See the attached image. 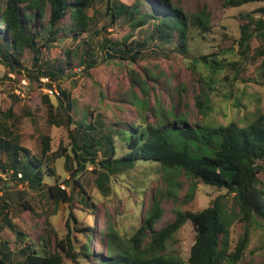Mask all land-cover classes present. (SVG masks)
I'll return each instance as SVG.
<instances>
[{
    "label": "trees",
    "instance_id": "1",
    "mask_svg": "<svg viewBox=\"0 0 264 264\" xmlns=\"http://www.w3.org/2000/svg\"><path fill=\"white\" fill-rule=\"evenodd\" d=\"M223 1L227 7L264 2ZM94 3V0H0V63L20 80L26 76L30 81L48 77V86L52 87L55 83L59 88L55 94L60 93L66 98L60 102L61 114L76 108L78 112L77 119L68 114V126L74 124L75 127L70 129L71 149L65 153L52 151L50 136L42 134V156L39 157L24 148L11 129L6 127V131H2L0 128V153L6 155L5 159L0 156V174L10 173L14 181L33 190L46 189L48 197L56 204H69V216L74 220V200L81 197L82 202L90 205V199L93 198L80 180L81 175L88 171V166H93L92 170L97 173L96 184L104 192H109L112 176L137 165L156 167L164 171L166 178H170L171 171L183 173L191 180L184 203L194 198L201 183L219 191L224 190L225 193L200 210L178 209L176 218L158 230L154 226L160 220L163 208L157 196H154L141 226L128 240L123 239L111 224L103 229L102 241L107 249L104 256L93 253L91 233H85L86 228L76 229L69 218L67 235L59 242V246L67 257L81 264H238L250 247V227L256 222L255 218L261 219L264 224V184L259 178L260 172L264 171V113L257 114L244 126L235 122L226 125H194L186 119V115L171 112L164 114L166 119L157 123L135 118L131 122L115 121L114 128L105 129L100 114L92 120L93 110L89 106L78 109V99L62 89L61 82L73 78L77 66L82 67L81 72L91 76V70L101 60L130 59L135 62L147 51L157 53L161 44H175L187 54L192 27L207 30L209 20L203 11L185 13L172 0H163L161 16L142 11L140 1L127 3L123 0H108L103 13L105 16H102L111 22L124 17L123 22L137 30L152 19L157 21L149 38L130 42L129 37L112 40L107 35L102 36L106 25L101 28L96 26L95 20L100 13L94 9ZM45 17L47 22L44 25L38 29L32 28L36 20ZM254 22L256 33L264 41V20L256 19ZM241 28V45L249 47L252 37L250 25L244 23ZM51 50H54L55 56L45 57L44 53ZM60 52H64V55H60ZM258 53L263 58L264 68V42ZM28 54L32 55L30 67L25 62ZM201 59L212 68L213 63H217V60L209 61L207 55L201 56ZM262 73L264 78V69ZM141 87L148 94L146 87ZM108 94V91L100 88L99 105L103 108L107 107L103 100ZM208 96L203 92L197 100L200 103L204 99L203 102L209 103ZM44 98L48 100L49 95L46 94ZM139 106L147 109V100H140ZM199 108L201 110L203 107L200 105ZM205 108L209 110V105L206 104ZM171 115L173 120H169ZM50 155L54 160L62 157L69 161L73 159V163L67 166L72 168L74 185L79 189L68 192L61 187L57 171L49 162ZM0 180L4 179L0 176ZM64 182L72 183L70 179ZM3 186L0 187V193ZM226 193L232 194L235 208H228L224 200ZM10 205L5 199L0 202V211L5 212L4 223L23 236V232L9 217L7 211ZM28 208L33 209V205L28 204ZM239 219L246 221L248 227L233 249L231 226ZM188 220L194 228V244L188 259L165 254L167 241ZM74 231L85 234L87 240L77 245ZM146 239H150L149 242L145 243ZM5 244L0 240V264H61L64 260L60 252L42 253L36 244L27 243L22 248L25 260L14 262L11 252L4 251L7 249Z\"/></svg>",
    "mask_w": 264,
    "mask_h": 264
},
{
    "label": "rangeland",
    "instance_id": "2",
    "mask_svg": "<svg viewBox=\"0 0 264 264\" xmlns=\"http://www.w3.org/2000/svg\"><path fill=\"white\" fill-rule=\"evenodd\" d=\"M94 1V9L100 13L95 20L96 26L101 28L106 25L107 29L102 36L107 35L112 40L129 37L130 42L133 39L149 38L157 24L152 19L149 24L134 30L123 22L124 17L111 22L109 18L103 17L108 0ZM123 1H140L142 11L153 12L158 16L163 13V0ZM172 2L187 14L203 11L208 17L207 30L192 27L189 52L185 54L182 48L172 43L161 44L157 53L147 51L146 55L135 62L130 59L101 60L91 70V76L81 72L82 67L77 66L73 78L63 80L61 87L78 99V109L89 106L93 110L92 120L100 114L105 129L114 128L115 121L131 122L135 118H145L151 123H157L166 119L164 114L171 112L186 115V119L194 125H226L235 122L244 126L257 114L264 113V68L263 58L258 53L264 41L256 33L254 22L256 19L264 20V2L248 3L240 7H227L223 0ZM92 13L91 9L90 14ZM46 22V17L36 20L32 28L38 29ZM244 23L250 25L249 33L252 37L249 47L241 45V25ZM60 55L63 56L64 52H60ZM203 55H207L209 61L217 60V63H213V68L201 59ZM44 56H55L54 50L46 51ZM25 62L28 67L31 66V54L27 55ZM141 86L146 87L148 94ZM48 87L42 77L30 81L26 76L20 80L14 72H10L0 63V128L2 131H6V127L11 129L20 144L39 157L42 156V134L50 136L52 151H70V129H74L75 125L68 126V116L71 115L74 119L78 117L77 108L61 114L60 102L66 98L60 93L50 95L46 92ZM100 88L109 92L103 100L107 105L105 108L99 105ZM57 89L59 90L58 87ZM203 92L209 95V103L203 102L204 99L198 102L197 97ZM46 94L49 95L48 100L44 98ZM140 100H147V109L139 106ZM206 104L209 105L208 112ZM200 105L203 107L201 110ZM171 119L173 120V115L169 118ZM121 154L122 152L119 153ZM0 156L5 159L6 155L0 153ZM72 161L65 157L54 160L51 155L49 161L57 171L61 187L68 192L79 189L74 185L72 168L67 166ZM88 167L80 180L93 198L90 199V205L82 202L81 197L74 200V220L69 216V204H56L48 197L46 189L33 190L14 181L10 173L0 174L4 179L0 180V187L5 184L0 193V202L5 199L11 204L7 211L9 217L23 232V236H19L7 226L4 223L5 212L0 211V240L1 243H6L7 249L4 251L11 252L14 262L25 260L22 248L30 243L40 247L42 253L60 252L64 255L61 264H81L67 257L59 246V242L67 235L69 218L76 229L86 228L85 233H91L93 239L90 246L93 253L104 256L107 249L102 241L103 229L111 224L123 239L128 240L141 226L154 196H157L163 208L162 216L154 226L158 230L176 218L178 209L200 210L210 205L215 197L225 193L224 190L219 191L201 183L194 198L184 203L191 185L189 177L171 171L170 178H166L164 171L147 165H137L112 176L109 192H104L96 184L97 173L92 170L93 166ZM259 178L264 184V171L260 172ZM65 179H70L72 183L64 182ZM224 200L229 209L235 208L232 194L226 193ZM28 204L33 205V209L28 208ZM254 221L256 222L250 227V247L238 264H264V224L261 219L255 218ZM246 227V221L240 219L231 226L233 249ZM193 230V224L188 220L167 241L164 253L178 255L187 260L194 244ZM73 236L77 239V245L87 240L86 235L78 231H74ZM149 240L146 239L145 243Z\"/></svg>",
    "mask_w": 264,
    "mask_h": 264
},
{
    "label": "built area",
    "instance_id": "3",
    "mask_svg": "<svg viewBox=\"0 0 264 264\" xmlns=\"http://www.w3.org/2000/svg\"><path fill=\"white\" fill-rule=\"evenodd\" d=\"M42 80H44L45 82L46 81H49L48 77H42ZM47 93L49 94H55L58 92L57 90V86L56 84L54 83L52 87H48V89L46 90Z\"/></svg>",
    "mask_w": 264,
    "mask_h": 264
}]
</instances>
